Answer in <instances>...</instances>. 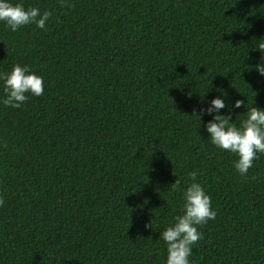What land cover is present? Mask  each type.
I'll use <instances>...</instances> for the list:
<instances>
[{"label":"trees","instance_id":"obj_1","mask_svg":"<svg viewBox=\"0 0 264 264\" xmlns=\"http://www.w3.org/2000/svg\"><path fill=\"white\" fill-rule=\"evenodd\" d=\"M11 2L52 15L0 23V72L44 81L20 108L0 103V264H164L159 232L193 170L216 217L191 264H264V155L241 176L208 140L212 116L192 117L214 97L221 114L244 101L237 126L264 109V0Z\"/></svg>","mask_w":264,"mask_h":264},{"label":"clouds","instance_id":"obj_2","mask_svg":"<svg viewBox=\"0 0 264 264\" xmlns=\"http://www.w3.org/2000/svg\"><path fill=\"white\" fill-rule=\"evenodd\" d=\"M51 15L48 10L41 13L37 7L25 8L22 3L0 0V23L11 32L30 24L45 29ZM256 47L261 52V60L255 70L264 76V42L258 43ZM0 85L3 90L0 103L12 108H20L29 95L39 97L44 92L43 77L31 71L28 65L15 64L10 71L0 72ZM242 104L244 101L238 99L228 114H221L220 110L226 107L225 99L214 97L206 107L193 109L192 117L202 122L204 115L212 116L206 123L208 140L216 148L235 154L237 159L233 167L244 176L253 166V161L264 155V109L254 106L247 108L243 114L245 118L237 126L231 118V110L240 108ZM196 177L195 170L187 173L191 182L182 190V214L174 216L173 222L159 232L158 239L166 246L164 264H191L192 246L202 238L198 226L216 217L211 198L204 187L196 182ZM171 188L179 190V181L176 180ZM0 203H3L2 199Z\"/></svg>","mask_w":264,"mask_h":264}]
</instances>
